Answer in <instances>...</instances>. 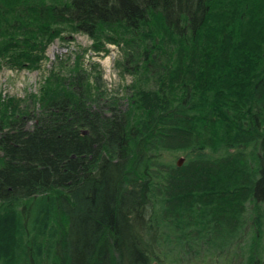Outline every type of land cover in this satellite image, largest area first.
<instances>
[{
    "label": "trees",
    "instance_id": "obj_1",
    "mask_svg": "<svg viewBox=\"0 0 264 264\" xmlns=\"http://www.w3.org/2000/svg\"><path fill=\"white\" fill-rule=\"evenodd\" d=\"M65 24L133 79L0 93V264H264V0H0L1 61Z\"/></svg>",
    "mask_w": 264,
    "mask_h": 264
},
{
    "label": "rangeland",
    "instance_id": "obj_2",
    "mask_svg": "<svg viewBox=\"0 0 264 264\" xmlns=\"http://www.w3.org/2000/svg\"><path fill=\"white\" fill-rule=\"evenodd\" d=\"M63 27L61 34L47 44L46 56L37 68H16L3 63L0 59L2 95L22 98L31 92L37 93L52 65H71L77 56L91 79L95 75H101L103 86L109 94L122 95L129 91L127 85L131 83L133 75L123 71L119 64L124 55L121 44L105 41L106 50L96 51L92 46L93 39L88 34L75 31L66 24ZM184 161L183 159L182 165Z\"/></svg>",
    "mask_w": 264,
    "mask_h": 264
},
{
    "label": "water",
    "instance_id": "obj_3",
    "mask_svg": "<svg viewBox=\"0 0 264 264\" xmlns=\"http://www.w3.org/2000/svg\"><path fill=\"white\" fill-rule=\"evenodd\" d=\"M182 161H183V158H180V159H179V162H178V165H179V166L182 165Z\"/></svg>",
    "mask_w": 264,
    "mask_h": 264
}]
</instances>
